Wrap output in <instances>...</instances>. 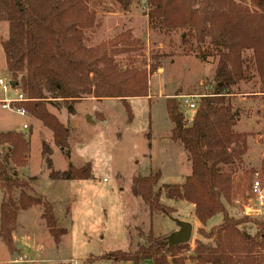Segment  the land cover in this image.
<instances>
[{"label": "trees", "instance_id": "obj_1", "mask_svg": "<svg viewBox=\"0 0 264 264\" xmlns=\"http://www.w3.org/2000/svg\"><path fill=\"white\" fill-rule=\"evenodd\" d=\"M113 1L123 11L136 2ZM145 1L149 23L162 34L186 30L197 44L209 39L211 51L200 50L197 56L203 61L218 58L213 92L200 98L190 124L180 112L179 103L166 100V113L173 126L170 139L183 146L191 173L182 185H166L164 193L167 199L192 204L202 226L219 214L223 221L208 233L198 230L207 243L196 241L188 258V243L168 248L166 237H155L150 229L144 234L145 244H130L129 248H136L110 252L104 259L114 264H185L186 260L196 264H264V217L237 219L225 207L237 196L249 198L254 176L264 185V157L259 171L247 169L241 178L235 179L234 167L244 163L248 135L234 132L240 113L230 100L234 86L251 80V69L258 76L259 93L264 97V0H248V4H243V0ZM0 22L8 24V39L2 43L6 71L26 98L14 106L40 121L53 134L54 145L66 158L68 129L47 111L46 105L56 107L63 102L72 114L73 103L91 96L96 100L117 99L128 111V100L148 96L149 79L160 68L145 62L140 67L119 65L117 57L142 49L141 42L130 32L88 47L85 33L97 26L88 0H0ZM184 37L181 39L185 43ZM245 51L252 52L251 63L242 58ZM161 58L155 56L154 60ZM262 117L264 121V103ZM0 146L7 148L0 161V191L4 195L0 203V240L10 253L16 252L13 234L19 212L42 206L40 217L53 242L59 244L66 232L56 228L52 206L26 193L30 184L21 181L16 170L11 176L6 167V162L13 168L26 166L29 142L20 133L7 132L0 133ZM41 155L50 181L92 179L90 165L75 168L68 163L65 171L54 170L52 151L45 143L41 145ZM160 178L161 173L157 172L131 180V194L146 205L150 219L154 213L170 216L173 212L161 203L159 190L154 191ZM246 224L255 226L254 235L244 228Z\"/></svg>", "mask_w": 264, "mask_h": 264}, {"label": "rangeland", "instance_id": "obj_2", "mask_svg": "<svg viewBox=\"0 0 264 264\" xmlns=\"http://www.w3.org/2000/svg\"><path fill=\"white\" fill-rule=\"evenodd\" d=\"M242 3L248 4V0ZM88 8L97 20V26L85 33L88 47H96L121 33L130 32L141 42L142 49L117 57L119 65L123 68L129 64L140 67L145 62L147 65L158 64L160 68L149 79L148 96L128 100V111L117 99L96 100L91 96L73 103L72 114L67 112L63 102H58L56 107L46 105L47 111L68 129V158L54 145L53 134L40 121H35L29 114L21 117L0 110V129H20L30 147L26 166L15 171L16 168L6 162L8 173L12 176L15 171L21 181L30 184L26 193L40 197L52 206L56 228L66 232L60 243L55 244L40 218L42 206L19 212L17 230L13 234L16 252L10 253L0 240V264H114L104 259L107 254L136 248H129L130 244H145L144 234L150 229L154 235L167 237L176 227L177 214L185 217L188 213L187 203L170 201L177 212L171 208L170 216L155 215L150 222L146 205L131 194L130 188L133 177L160 172L161 178L154 191L159 190L161 200L166 204L165 186L180 185L188 175L189 167L185 164L183 152L178 146L166 142L172 124L165 103L168 99L178 102L180 112L190 124L195 111L182 107L180 97H203L213 92L218 58L214 56L203 61L197 56L200 50L211 51L209 39L204 44H197L186 30L162 34L156 25L149 23L145 0H136L127 11L121 10L113 0H88ZM184 35L185 43L181 39ZM2 40L0 38L1 46ZM155 56L162 58L155 61ZM242 58L251 63L252 52H243ZM248 76L251 80L232 88L230 100L234 109L241 110L238 121L244 127L247 124L244 128L247 132L240 134L247 133L257 141L258 135H262L261 141H264V97L259 93L260 84L253 69ZM1 78L11 80L7 71ZM10 97L15 98V93ZM23 123H27V130L22 129ZM42 143L53 151L54 170L65 171L68 163L75 168L90 165L92 179L50 181L41 155ZM6 151L5 146H0V161ZM250 154L252 157L257 154V147L252 142ZM234 168L238 180L247 165L243 163L242 167ZM248 169L259 171L258 167V170L254 167ZM31 178L35 179L29 181ZM3 196L0 191V203ZM227 208L231 217L259 220L264 217V194L259 198L251 192L247 200L237 196ZM250 212H254V217L247 216ZM244 228L251 235L256 232L251 224ZM200 229L209 232L204 227L193 230L186 258L192 255L196 241L207 243L197 233ZM192 263L191 260L185 261V264Z\"/></svg>", "mask_w": 264, "mask_h": 264}, {"label": "crops", "instance_id": "obj_3", "mask_svg": "<svg viewBox=\"0 0 264 264\" xmlns=\"http://www.w3.org/2000/svg\"><path fill=\"white\" fill-rule=\"evenodd\" d=\"M0 29L2 30L3 29V31H1L0 30V38H3V40L2 41H5L7 38H8V25L6 24V23H3V22H0ZM0 79H3V80H7V81H10L9 79H7V78H1V76L3 75V73H6V60H5V54H4V52H3V49H2V46H1V43H0ZM15 88V87H14ZM17 90L18 89H14V93H17ZM13 93V94H14ZM4 98H6L5 96H4V94L2 93V91H1V89H0V101H2ZM0 110H2V111H6V110H3V109H1V107H0ZM241 110L239 109V112H240ZM6 112H8V113H11V114H16V113H14V112H9V111H6ZM16 115H18V114H16ZM240 115H241V113H240ZM19 116H21V115H19ZM21 117H26V115L25 116H21ZM168 117V116H167ZM35 121H37L36 119H35ZM38 122V121H37ZM171 123V122H170ZM248 123V122H247ZM237 125H235V127H234V131L235 132H237V133H244L246 130H244V128L247 126V124H245V127L242 125V123L241 122H239V121H237V123H236ZM24 125H27V123H23V125H22V129H23V126ZM28 126V125H27ZM240 126H243V128L242 129H240L239 127ZM172 128H173V126H172ZM28 129V128H27ZM27 129H23V130H27ZM17 132V133H20V132H22V131H20V129H14V128H2V129H0V133H7V132ZM247 132V131H246ZM23 133V132H22ZM245 134H247V133H245ZM248 135V134H247ZM170 137H171V133H170V136L169 137H167L166 138V142L167 143H172V145L174 144V145H176V146H178L180 149H181V151L183 152V159H184V161H185V164L189 167V171H188V175L186 176V177H188L189 175H190V173H191V163L188 161V156H187V154H186V152L184 151V149H183V146L180 144V143H178V142H174V141H172L171 139H170ZM258 139H259V141H257V140H254L252 137H251V135H248L247 136V138H246V144H247V151H246V154L243 156V162L247 165V169L248 168H253L254 167V169L256 168L257 169V167H258V169H260V165H261V161H262V159H263V157H264V141H261L262 139H263V136L262 135H258V137H257ZM251 142H252V144L253 145H256V147H257V154H256V156L255 157H252L251 156V154H250V144H251ZM149 144H150V148H151V136H150V142H149ZM150 150V149H149ZM52 153H53V151H52ZM68 166V165H67ZM257 169V170H258ZM18 170V168H16V171ZM185 177V178H186ZM184 181H185V179H184ZM184 183V182H183ZM182 183V184H183ZM182 184H180V185H182ZM167 199V198H166ZM168 200V203H164V202H162V200H161V197H160V201H161V203L163 204V205H165L166 207H169V208H173L172 207V205L169 203L170 201H173V202H181V200H177V201H175V200H171V199H167ZM182 202H185V201H182ZM185 203H187L188 204V213L186 214V216L184 217L183 215H180V214H177V213H175V214H177V219L176 220H178V221H181V222H186V223H189L190 225H191V227H192V234H193V230H195V229H198V228H202V227H204L207 231H209L212 227H215V226H218V225H220L221 223H222V221H223V216L221 215V214H219V215H216V216H214V217H212L210 220H208L207 221V223H206V225L205 226H202L199 222H198V220L196 219V217H195V215H194V206L192 205V204H190V203H188V202H185ZM225 207H226V210L228 211V208H227V205H225ZM174 209V208H173ZM175 210V209H174ZM176 211V210H175ZM177 212V211H176ZM41 215V214H40ZM155 215H160V214H158V213H154L153 215H152V217H151V219H150V222L152 221V218L155 216ZM230 215V214H229ZM231 216V215H230ZM41 218V217H40ZM178 230V227L176 226L174 229H172V231L171 232H174V231H177ZM154 235V234H153ZM155 237H159V236H157V235H154ZM2 242V241H1ZM15 245V244H14ZM16 248V247H15ZM17 249V248H16ZM191 262H193L192 264H196V262H194V261H191Z\"/></svg>", "mask_w": 264, "mask_h": 264}, {"label": "built area", "instance_id": "obj_4", "mask_svg": "<svg viewBox=\"0 0 264 264\" xmlns=\"http://www.w3.org/2000/svg\"><path fill=\"white\" fill-rule=\"evenodd\" d=\"M10 82L12 81L0 79V89L4 94V96L6 97L2 101H0V107L3 110L14 112L21 116H25L27 113L23 109L16 108L14 104L25 101L26 98L20 90H17V93H15L16 96L15 98H11L10 95L14 93L15 88L11 87ZM200 98L201 97L196 95L181 96L180 97L181 106L185 107L190 111H196ZM27 128H28L27 125L23 126V129H27ZM252 193L257 195L259 198H262L264 194V185L258 179L257 175L255 176L254 181L252 183ZM253 215L254 212H250V214L247 213V216H253Z\"/></svg>", "mask_w": 264, "mask_h": 264}, {"label": "water", "instance_id": "obj_5", "mask_svg": "<svg viewBox=\"0 0 264 264\" xmlns=\"http://www.w3.org/2000/svg\"><path fill=\"white\" fill-rule=\"evenodd\" d=\"M10 85L12 88L15 87L14 82H10ZM87 120L89 121L90 119ZM174 222L176 223L178 230L172 232L166 237L165 244L168 246V248L187 244L192 236V227L189 223L181 222L176 219Z\"/></svg>", "mask_w": 264, "mask_h": 264}]
</instances>
